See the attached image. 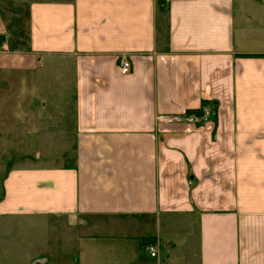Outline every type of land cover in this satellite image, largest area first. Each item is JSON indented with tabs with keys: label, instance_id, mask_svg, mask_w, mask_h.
I'll use <instances>...</instances> for the list:
<instances>
[{
	"label": "crops",
	"instance_id": "0c3cea01",
	"mask_svg": "<svg viewBox=\"0 0 264 264\" xmlns=\"http://www.w3.org/2000/svg\"><path fill=\"white\" fill-rule=\"evenodd\" d=\"M0 44L23 142L49 129L47 70L73 93L72 163L2 179L0 217L86 230L40 264H264V0H0Z\"/></svg>",
	"mask_w": 264,
	"mask_h": 264
},
{
	"label": "rangeland",
	"instance_id": "374dc122",
	"mask_svg": "<svg viewBox=\"0 0 264 264\" xmlns=\"http://www.w3.org/2000/svg\"><path fill=\"white\" fill-rule=\"evenodd\" d=\"M50 72L51 70L45 72L44 85L37 88L32 99L37 108L36 113L47 118L50 124L45 126L49 129L42 137L37 139L36 136H30L29 142H23L19 132L25 127L19 125L20 110L16 109L11 113L10 110L0 107V196L3 177L19 165L31 163L42 166H66L72 163V159L63 156L70 155L74 146L73 93L68 81L70 79L51 76ZM42 102L46 108L41 105ZM11 114L15 124L10 134ZM180 114L182 113L177 115ZM61 128L65 135L59 133ZM81 230L77 224L68 226L66 221L51 217L44 221L39 218L0 217V264H40V260L48 257L47 253H51L52 248L66 247L77 232L86 231ZM164 250L162 244L157 254L162 255Z\"/></svg>",
	"mask_w": 264,
	"mask_h": 264
},
{
	"label": "built area",
	"instance_id": "2783aa9c",
	"mask_svg": "<svg viewBox=\"0 0 264 264\" xmlns=\"http://www.w3.org/2000/svg\"><path fill=\"white\" fill-rule=\"evenodd\" d=\"M163 3H167L170 0H158ZM118 69L120 74L126 75L130 72L131 63L127 59H121L118 63ZM210 118V110L207 108H202L200 113H182L180 115H160L158 116V120L161 122H183L189 125L196 126L197 124L204 125L209 121ZM142 250L149 257L157 256V245L154 242H146L142 245Z\"/></svg>",
	"mask_w": 264,
	"mask_h": 264
},
{
	"label": "trees",
	"instance_id": "16d2710c",
	"mask_svg": "<svg viewBox=\"0 0 264 264\" xmlns=\"http://www.w3.org/2000/svg\"><path fill=\"white\" fill-rule=\"evenodd\" d=\"M204 104V103H203ZM188 113H198V110L196 111H187ZM153 242V241H152Z\"/></svg>",
	"mask_w": 264,
	"mask_h": 264
}]
</instances>
